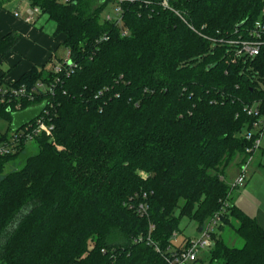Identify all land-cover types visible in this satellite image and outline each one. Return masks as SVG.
I'll use <instances>...</instances> for the list:
<instances>
[{"label":"trees","instance_id":"1","mask_svg":"<svg viewBox=\"0 0 264 264\" xmlns=\"http://www.w3.org/2000/svg\"><path fill=\"white\" fill-rule=\"evenodd\" d=\"M27 1L55 23L76 68L55 75L48 61L5 85L60 80L53 95L23 99L19 110L41 105L19 127L50 110L53 141L38 136L37 153L7 175L26 146L0 156V264H169L164 253L181 220L201 229L230 200L227 176L252 145L245 133L255 118L244 108L263 100L264 110V53L233 62L230 46L204 37L236 38L264 19V0L125 1L127 36L101 19L110 1ZM18 40L0 38V62ZM9 107L0 104L9 125L0 140L16 125ZM140 202L148 217L130 209ZM226 212L218 232L232 228L243 246L217 232L205 259L264 264V229L234 204Z\"/></svg>","mask_w":264,"mask_h":264},{"label":"built area","instance_id":"2","mask_svg":"<svg viewBox=\"0 0 264 264\" xmlns=\"http://www.w3.org/2000/svg\"><path fill=\"white\" fill-rule=\"evenodd\" d=\"M63 4H69L75 0H59ZM100 3L110 1L114 6L113 14H106L104 19L108 22H114L117 26L122 28V35L127 36L128 31L123 28V18L121 4L125 1L133 0H94ZM165 8L172 10L167 1L162 4ZM12 15L22 20L26 24H35L37 18L42 15V11L38 7L28 6L25 11L21 12L20 9L12 13ZM192 28V27H191ZM236 31L235 33H237ZM212 42L219 43L220 45H228L231 47L232 61L242 57L253 58L264 53V19H259L254 22L253 26L247 31L237 35L236 38H220L211 39L204 37ZM104 37V40H107ZM67 67V70L66 68ZM76 66L70 61V53L67 50V56L65 59L58 61L52 67V72L55 75L64 74L69 77L74 71ZM59 77L55 82L46 84L44 82H38L30 89L26 86L18 88H8L5 85L0 86V104L10 106L14 105V111L21 109V101L28 99L34 101L38 96L42 94H54L55 85L59 83ZM263 100L256 101L250 106H245L244 111L248 116L255 118L252 129L245 133L246 140L250 141L252 145L247 149L249 157L247 161L239 167V175L235 181L229 183L231 193L235 190L242 189L246 185V172L249 165L253 162L255 154L261 149L264 138V110H262ZM53 107V106H52ZM51 107V108H52ZM53 116L50 110H44L40 116L37 117L35 122L26 124L24 126H17L10 131L6 140H0V156H6L17 152L18 147L21 144L27 146L33 143L35 139L40 135H46L53 141ZM146 198V196H144ZM230 205L229 201L223 204L221 210L214 215L209 223L202 227L198 238L189 240L181 247L173 249L170 247L164 255L169 264H195L200 255L208 250H211L214 246V235L218 232L219 225L222 223V219L226 212V208ZM130 209H133L140 217H148V205L145 202H140L137 206L130 205ZM154 226H150L151 234ZM177 234H174L176 237ZM139 239L137 242H140ZM148 244H152L148 238ZM155 250L160 253V249L155 246Z\"/></svg>","mask_w":264,"mask_h":264},{"label":"rangeland","instance_id":"3","mask_svg":"<svg viewBox=\"0 0 264 264\" xmlns=\"http://www.w3.org/2000/svg\"><path fill=\"white\" fill-rule=\"evenodd\" d=\"M5 2V11L13 13L16 10L21 12L25 11L28 6L27 0H4ZM114 13V6L110 4L105 11L101 14V19L105 17L106 14ZM37 25L43 26L46 33L53 35L56 30V25L54 22L48 20L47 15H40L38 18ZM67 51L65 48H61L59 56L63 57ZM51 65L49 66V68ZM264 89V86H261ZM41 109L40 104H35L29 107L28 109L21 111L15 114V126L11 127L12 129L30 121L33 119ZM8 123L0 120V135L8 131ZM38 151L37 146L33 143H30L26 146L25 153L15 161L9 162L6 164L4 169V175H7L11 172L21 169L26 161V158L36 154ZM264 164V161L262 162ZM258 161L255 156V160L249 165L246 172V185L242 189L235 190L230 196L229 203L238 206L241 210L245 211L247 214L260 213L264 216V170L262 164ZM144 177L147 175L142 174ZM239 175V169H231L227 180L229 182L235 181ZM199 227L197 223L190 221L187 218L181 220L179 224V229L177 236L173 237V246L172 248H179L184 244L185 240H193L199 236ZM219 233V232H218ZM227 244L231 247L241 248L243 246V241L235 234L234 230L230 227L224 226L222 232L218 234ZM211 250L203 252L199 259H202L195 264H209V261L205 257L207 253Z\"/></svg>","mask_w":264,"mask_h":264},{"label":"crops","instance_id":"4","mask_svg":"<svg viewBox=\"0 0 264 264\" xmlns=\"http://www.w3.org/2000/svg\"><path fill=\"white\" fill-rule=\"evenodd\" d=\"M37 23L38 19L35 24L30 25L15 18L7 11L0 12V38L9 33H15L19 36L14 50L0 62V77H3L4 85H11L16 82L34 66L42 67L48 61H51L47 69H52L58 61L66 58V54L63 57L59 56L61 48H64L61 45L62 38L57 37L55 32L53 35H49L45 32L43 26H39ZM255 156L261 163L264 161V138L262 147ZM259 165H262L264 170V164ZM248 215L255 218L264 229L263 215L259 212Z\"/></svg>","mask_w":264,"mask_h":264},{"label":"water","instance_id":"5","mask_svg":"<svg viewBox=\"0 0 264 264\" xmlns=\"http://www.w3.org/2000/svg\"><path fill=\"white\" fill-rule=\"evenodd\" d=\"M242 26H243V23H242V24H240V25L238 26V29H240ZM201 230H202V229H199V231H198V232L200 233V232H201Z\"/></svg>","mask_w":264,"mask_h":264}]
</instances>
